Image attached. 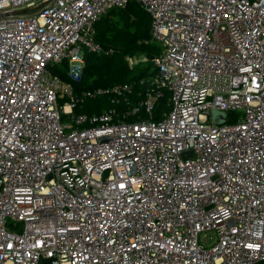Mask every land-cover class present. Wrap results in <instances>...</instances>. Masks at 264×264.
Listing matches in <instances>:
<instances>
[{
	"label": "built area",
	"instance_id": "2783aa9c",
	"mask_svg": "<svg viewBox=\"0 0 264 264\" xmlns=\"http://www.w3.org/2000/svg\"><path fill=\"white\" fill-rule=\"evenodd\" d=\"M130 1L161 46L148 86L76 93L51 67L112 52L95 23ZM47 257L264 264V0H0V264Z\"/></svg>",
	"mask_w": 264,
	"mask_h": 264
},
{
	"label": "trees",
	"instance_id": "16d2710c",
	"mask_svg": "<svg viewBox=\"0 0 264 264\" xmlns=\"http://www.w3.org/2000/svg\"><path fill=\"white\" fill-rule=\"evenodd\" d=\"M150 25L149 15L135 1H130L125 7L112 8L95 23L96 40L104 47L112 48V52H85L84 66L76 81L67 76L65 62L52 66L51 71L62 80L70 82L76 93L123 82H136L135 90L144 91L156 72L152 58L161 50L160 44L150 34ZM139 55H143L146 60L130 67L127 57ZM134 96L137 97V94H132L131 98ZM106 106L107 98L99 96L86 102L82 110L98 112ZM168 109L165 95L155 102L154 118H160Z\"/></svg>",
	"mask_w": 264,
	"mask_h": 264
},
{
	"label": "water",
	"instance_id": "95a60500",
	"mask_svg": "<svg viewBox=\"0 0 264 264\" xmlns=\"http://www.w3.org/2000/svg\"><path fill=\"white\" fill-rule=\"evenodd\" d=\"M35 8L36 7H28V8L20 9V10L14 11L13 14L24 13L27 11H31ZM211 118L214 124H221L223 122L228 121V112L222 111V110H213L211 113ZM188 154L189 152H184L182 153V156L185 157ZM40 264H59V261L56 257H47V258H43Z\"/></svg>",
	"mask_w": 264,
	"mask_h": 264
},
{
	"label": "rangeland",
	"instance_id": "374dc122",
	"mask_svg": "<svg viewBox=\"0 0 264 264\" xmlns=\"http://www.w3.org/2000/svg\"><path fill=\"white\" fill-rule=\"evenodd\" d=\"M214 239H215V236L213 232H205L200 237L201 243L204 244L205 246L212 243Z\"/></svg>",
	"mask_w": 264,
	"mask_h": 264
}]
</instances>
